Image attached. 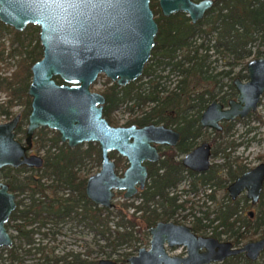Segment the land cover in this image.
Returning a JSON list of instances; mask_svg holds the SVG:
<instances>
[{
  "label": "water",
  "instance_id": "water-1",
  "mask_svg": "<svg viewBox=\"0 0 264 264\" xmlns=\"http://www.w3.org/2000/svg\"><path fill=\"white\" fill-rule=\"evenodd\" d=\"M151 0H0V22L16 31L28 24L39 27L38 40L42 57L31 66L32 79L28 88L31 97L25 145L15 138L14 130L20 115L0 123V170L5 166H40L42 159L27 156L33 132L38 127L58 130L61 141L69 146L83 141H98L101 149V169L90 176L86 194L94 203L111 207L113 189H126L125 197L136 192L135 184L143 188L147 175L143 160L156 159L157 153L150 141L162 143L174 133L162 126L148 125L115 128L102 118L104 98L91 93L89 86L102 73L118 85L137 79L155 45L158 26L150 7ZM212 4L211 0H158L160 12L169 16L185 12L194 23L201 19ZM248 80H234L235 100L228 108L213 100L201 114L203 126L220 128L218 121L244 117L257 107L264 92V58L247 64ZM58 76L64 83L58 84ZM175 139L170 143H174ZM206 147V148H205ZM118 150L129 159L122 176L115 174L108 151ZM209 147L202 144L188 154L183 163L197 171L209 167ZM264 179V164L238 177L228 191L235 197L243 188L255 202ZM0 181V247L11 246L12 239L5 224L15 208L14 194ZM150 248H140L131 256V264H207L221 261L228 255L246 251L250 259L256 258L263 248L264 239L232 248L229 242L215 238L195 236L190 229L172 223H157L150 228ZM184 244L186 257L169 256L163 243ZM203 249V250H202ZM97 264H116L101 259Z\"/></svg>",
  "mask_w": 264,
  "mask_h": 264
},
{
  "label": "flooded vegetation",
  "instance_id": "flooded-vegetation-1",
  "mask_svg": "<svg viewBox=\"0 0 264 264\" xmlns=\"http://www.w3.org/2000/svg\"><path fill=\"white\" fill-rule=\"evenodd\" d=\"M192 1L197 3V2H200L202 0H192ZM211 1H212V4L205 11L203 17L194 23L191 21L190 17L185 12H176V13H173L169 16L162 15L160 12L159 6H158V0H151L150 1V7L152 9V5L154 4V2L157 3V8L159 9V13L154 14V12H153V17L157 23V26H158L159 16H162L163 18H165L167 22H172L173 19L171 17L173 15H176V14L188 17L190 23L195 25V24H199L201 21L206 20V22H207V19H206L207 15L212 13L215 9L218 10V6L221 5L220 0H211ZM152 11H153V9H152ZM30 25H33V24H28L21 31H16L11 26H10L11 27L10 29L14 30L15 32L22 34L25 31V29ZM202 25H204V24H202ZM6 26H8V25H6ZM210 26H211V24H210ZM158 31H159V26H158V30H157L156 35H155V45L152 47L151 52H150V56H149L148 60L146 61V63L144 64V67H143V72H144L145 66L147 64L150 65V71L147 75H143V72H142L141 76H139L137 79L130 81L129 83H127L125 85H118L117 83H115V81L110 80L108 77H106L103 74L106 77V79L108 80V81L106 80V85L101 90L91 91L90 87L93 86L96 83V81L98 80V78L102 75V73H100L97 75L94 82H92L90 84L89 91L91 93H97V94H100L103 96L104 102L102 104H98V106L99 105L102 106L101 116H102V118H104L108 122V124L110 126L115 127V128L130 127V126H135L137 128H141V127L148 126V125L162 126L165 129H168L174 133H177V137L175 138L174 135L170 134L167 137L168 141H166V142L156 143L154 141H150V145L154 146L158 157L154 160L145 159L142 162V164L146 167V172H147L143 188H140V185L138 183L135 184L136 192L133 193L129 197H125V195H124V193L126 192V189H113L112 191H113L114 195L111 198V203L113 205L111 207H106V206H103L101 204L94 203L91 199L88 198V196L86 194V185H87L88 178L90 176L96 174L101 169L102 157H101V149H100L99 142L95 141V140L83 141V142L76 144L74 146H69L68 140L61 141V138H60L61 134L58 130H55V129H52L49 127H38V128H36L33 132L32 138H31V147H30V149H28L26 151V154H27V156L35 155V156L40 157L42 159V164L40 166H33V167L26 166V165H20L19 167L5 166L0 170V181L2 183L8 184L9 192L13 193L15 196V198H14V201H15L14 210L17 207L22 209L23 207L28 205V203L30 202V196L26 191H20V192L11 191L9 183L5 179L1 178V171L7 167H10V168L23 167L26 170L17 172V174H18L17 180H19V181L22 180L23 183H31V182H33L35 184H40L43 182L45 183L47 180H46V177L44 176L45 172H43V170H42L44 165H45V162H46V157L44 155L45 153L42 156L32 154L33 146L35 145V143H39V145H40V140L43 138V136H45L47 138H54L55 134L57 133L58 134V143L55 144V147L57 146V148H59L60 145L67 148V149H70V150H72L78 146L81 147L82 149H86L89 144L97 146L98 151H99V155H98L99 163H98L97 158L94 155H92L91 158L84 157V159H83L84 164H83V166H81L80 173L82 174L83 167L85 166L86 161H89V160L91 162H95L99 166V168L93 174H90V173L86 174L85 173L86 174L85 175V181L83 182V184L81 183V189H80L79 185H77V187H75L74 189L73 188L71 189L70 187H64L58 191L59 198H61V197L69 198L70 193L73 191L74 196H75V198H74L75 202L73 204L67 203L64 206L63 205H56L58 203L56 201V199H58V198H56L55 195H53L50 192L47 194H43L39 191H35V193L33 194V198L35 199V201L37 203L40 201H46L44 208L49 210L48 219L43 217V216H47V211H45V210L42 211L43 216L34 215L33 216L34 220H31V221L30 220L25 221L22 218L21 219L19 218L17 220H11V215H12L14 210L11 212L9 219L5 224V228H6L7 233L10 235V237L12 239V245L9 247L8 246L0 247V252H2V251L6 252V259L9 261V264H14V263L15 264H23V262L25 261L24 258L26 256L34 255L35 252H40L41 254H43L45 246H40V243H39L40 240L46 239L47 242L49 241L50 243L54 244V242L57 239L56 237H58L59 235L62 234V228L65 226H68L69 232H71L72 226H80V228H82V229L85 228L88 231L92 232L88 228V222H87L88 216L89 215H96L99 213L98 210H104V209L110 211L111 215L119 217V220L117 221V226L122 228L121 231L111 230L110 227L108 226V228L111 232H115V235L117 233H120V232L122 233L125 231H130L131 235H132L130 240L135 241L138 239L135 236V231H136L135 227L138 225L139 227L141 226L143 229H145L144 233L149 238V240H148L149 244L147 247L137 248L136 254H134V255L133 254H127V255H125V258H122L118 262L114 261L116 264H121V263L123 264V262L131 264L128 261V259L131 256L137 255L138 250L140 248H145L148 250L151 246L150 241L152 239V235H151L149 230L151 227H155L156 224L160 223V222L172 223V224H175L178 226L187 227L190 229V233L195 235V236L211 237V238L217 239L219 242H229L232 244V248H240L249 242H255V241H259V240L264 239V236H261L260 229L253 236L246 237V235L248 234L249 231H253V226H252L253 223L256 220H259L261 218L259 211H260L261 205L264 204L262 202V193L264 192V179H263L261 191H260L259 196L255 202H253L252 199L247 196L248 190L246 187L243 188L238 194H236L235 197H232L230 192L228 191V187L238 177H240L244 173L254 169L258 165L264 164V154L259 155V163L257 165H255L254 167L247 168L246 164L237 163L238 162L237 157L230 159L228 157L229 154H226V148H231L232 146H233V148L234 147L236 148L238 146H241L244 143V141L237 140L235 142H230L231 144H229L227 141L224 140L225 137H229V136L232 137L234 135V130H233L232 126L236 120H241V119H244L246 117H249L257 109L261 108L262 101L264 98V92L260 95L259 101L257 103V107L254 111H250L244 117L237 116L234 119H231L229 121H225V120L218 121V125L220 126L219 129H217L215 127H210V126H203L200 122L201 114L203 113V111L206 109V107L213 100H216L217 102L221 103L223 105L224 109L229 107V105H228L229 101L235 100L236 96H237V90H236L235 85H234V80L236 78H239L242 82H246L248 80V72H247L248 62L253 60V59L264 58V51L258 50L252 56V58L250 60H248L246 62L244 61L243 68H242L243 71H245L244 74H242L241 72H237V73H240V75H236L237 73H235L233 76H231L232 82L230 85H232L233 88L235 89L234 95L230 94L231 93V87H230V92L227 93L225 91H222V93L220 95H218L217 93H211L208 91H203L205 97H208V94L209 95L215 94V96L212 97L208 102H206L205 107L199 113L197 112V108L190 107V103L192 102V100L187 99V102L185 103V105H181V104L178 105V104H175L173 102L172 104H169L168 106H166L165 108H163L161 110H157L156 112L154 111L153 116H155V117L153 118L152 121L143 122V123L141 121L136 122L135 120H140L144 116H146V114L150 111L151 107L153 106V103L150 102V103H147L145 106H138L134 103V100H132V101L125 102V103H120L113 110L112 117L115 120V123H110L107 120V118L105 117L104 111H105V106L107 105V98L104 95L103 90L106 87H108L109 85H116L117 88H121L123 90H126L127 87L131 83H136V85H138L141 88V85H139L138 82H140V80L144 76H148L149 79L147 81V87L145 90L141 89L142 92H145V93L148 92L150 89H153V87L157 84H158V86H157L158 90H160V93H159L160 96H167L170 93H174V92L178 93L180 91V86H182L181 80L183 78V73L178 68V66L174 67L173 61H178V60L182 61L183 51L177 52L175 58L172 61L170 60V62H167L168 58H162L161 55L155 56L153 54V49L158 44V40L156 39ZM209 31H211L210 27H209ZM211 32H216V31L212 30ZM13 36H14V34H13ZM9 42H10V47L8 49L4 46L3 42H0V43H2V47H3L2 51H1V56H2L3 62L0 61V76H9L10 75V73L14 70V62L18 56L15 54L13 56H11V54H10V50L13 49V47H15L17 43L16 42L12 43L11 38H9ZM201 44H203V43H201ZM192 45L199 46L200 44L196 45V44L192 43ZM204 47L207 48L208 46L204 45ZM200 48H202V47H200ZM198 50H199V48H198ZM246 50H249V49H246ZM256 54H259V56L254 57ZM156 57L158 59L157 60L155 59L156 62H155V65L153 64L154 65L153 66L150 61ZM246 58L239 60L238 63H236V64H233V60H231L232 62L230 63V65L232 67L235 65H238L241 62H243V60H245ZM197 60L199 61V59H197ZM191 64H192L191 62L190 63L186 62L185 66L186 65L189 66ZM31 66H30V73H31ZM160 66H162L163 70L165 69L167 71L165 74H155L156 67L158 68ZM3 71L7 72V74L3 75L2 74ZM230 72H231V70H230ZM171 75H172V77H174L173 86L170 90H166L164 88V86L162 85L161 80L163 78H168ZM197 76H198V74H197ZM57 78H59V77L55 76L54 80L58 84L64 83L60 78L59 79L62 82H58ZM245 78H247V79L243 80ZM31 79H32V74H31L30 82H31ZM193 81H195V83H197V84L199 82L198 79L190 81L188 89L190 90L191 93H190L189 97H193L195 94L200 95L201 93H203V92L197 93L193 90L194 86L191 85L193 83ZM30 82H29V85H30ZM28 88H29V86H28ZM27 92H28V89H27ZM1 93L4 96V101H5L6 95L3 92H0V94ZM27 96H28V94H27ZM28 98H29V108L27 109L28 110V116H27V118H23L24 113L23 114H20V113L16 114V115H20V119H19L17 127L14 130V134H15V131L18 129L19 126L22 128L23 120H26V127L28 125V117H29L30 108H31L30 107L31 97L28 96ZM4 101H2V102H4ZM2 102H0V103H2ZM18 105H23V104L20 101L16 102L12 106V108L15 106H18ZM122 105H124L125 110L129 113V118L124 124L120 125L118 122V119L116 118V116H114L113 113L116 109H118ZM27 110L25 107V111H27ZM135 110H137L136 114H134ZM16 115L14 114V112H13V115L11 117H6L5 115H1V116H3V119H1V116H0V123L7 122V121L11 120L12 118H14ZM257 119L260 120L261 117L257 116ZM193 120H197V121L193 122ZM262 124H263V122H262ZM26 127L22 128L24 130L22 137L18 138L15 134V138L18 139L23 145H25ZM46 129L53 130V136L52 137H48L46 134L43 133L46 131ZM248 131H250V129L246 130V132H248ZM174 139H175V142L170 143ZM52 141L54 142V140H52ZM202 144H207L209 147V156H208L209 167L206 170L197 171L195 169H192V168L186 166L183 163V159L188 154L193 152L196 148L200 147ZM229 145H230V147H229ZM183 146H185V147H183ZM55 147H53V148H55ZM52 151H57V150H52ZM108 156H109V160L113 161L115 164V167H114L115 174L118 176H122L124 171L126 170V168L129 166L128 157L125 155H122L118 150L108 151ZM217 156H223L224 160L222 163L214 162V158H216ZM22 172H28L30 174L21 179L19 174ZM151 174H153L154 176H167V177L174 176L175 178H177L179 180L176 182L175 185H167L164 187V192L166 194V198L159 197V195H158V196H155V198H153V199H149V201L147 203H143L142 192L146 191L148 189V187L151 185V178H150ZM204 175H210L211 177H213L215 179L216 183L215 184L211 183V184H207V185H202L200 178H202V176H204ZM232 176H234V177L232 178ZM181 182H184L186 187L178 190L177 188ZM200 186H203V193H200L201 192ZM220 189L224 191V196L222 198L224 200H222L223 201L222 203L221 202L218 203V205L216 206L215 209L211 210L210 209V204H211L210 202L216 201L215 192L217 190H220ZM116 193H120L122 195L123 200H122L120 205H116L113 202ZM199 194H201V195H199ZM21 195H23V196L20 197ZM134 198H137L138 200L135 202L133 200ZM241 199H243L245 201V204L242 206L246 205L250 208L246 212V217L244 218V221L240 218V215L238 214L240 208L242 207L240 205V202H239ZM48 200H50V201L53 200L54 202L50 203V202H48ZM231 205H235V207L237 208V212L235 214H233L232 216H229V213L227 212L229 210V208H227V207H230ZM88 207H89V210H88ZM254 208H255V211L253 210ZM225 209L226 210L228 209L226 211L227 214H225L226 216H228V217H226L227 220L229 222H232L235 220L234 229L238 230V233H240V234L244 233L246 238L244 237L242 239H239V241H235L234 237L231 235V232L225 229V228L228 229L230 226L227 223L223 222V220H224L223 216L224 215H221V210H225ZM128 210L130 211L129 214L127 213ZM144 211H146V213ZM150 211L151 212H157L160 215H159V219H157L153 224L148 225V224H146L145 221H143V219H141V216H142L143 212L147 215V214H149ZM110 216H109V219H110ZM109 221H108V223H109ZM10 228H13L15 230L16 234H11L9 232ZM18 228L24 229L30 233V239H31L30 243H27L24 241V239H22V238L19 239L17 237L19 234ZM138 229H140V228H138ZM137 231L140 232V230H137ZM80 232H81V230H80ZM37 234L40 235V238H42V239L36 240L35 235H37ZM92 234L94 235L93 232H92ZM95 236H100V235H95ZM223 236H226V237L223 238ZM100 237H102V236H100ZM16 239L18 240L17 245L14 244ZM130 240L128 242H125L122 244L130 243L131 242ZM57 241L59 242L58 239H57ZM242 242H243V244H242ZM19 244H20V246H19ZM13 245L17 246L18 260L14 261L13 263H10L9 255H8V249L10 247H12ZM120 245H115V246L118 247ZM163 246H164L165 252L169 256H177V257H181V258L187 256V247L184 244L169 245L167 240H165L163 243ZM54 248H56V247L53 245L52 249L54 250ZM44 257H45L46 262H48V263L51 262L50 264H66L68 262H74L73 264H88V262H95V264H97L99 261V260L96 261L94 259L88 260L87 258H82L81 254L73 253L71 251H68V252H66L60 256L55 255L52 258H50V256H48L47 254ZM259 258L263 259V261H264V244H263V248L259 251L258 255L254 259L248 258L246 256V251H242V252L237 253V254L228 255L227 257H225L221 261H212V262H209L207 264H223L224 262L228 263V264H240L241 262H243L242 264H256V261Z\"/></svg>",
  "mask_w": 264,
  "mask_h": 264
},
{
  "label": "trees",
  "instance_id": "trees-1",
  "mask_svg": "<svg viewBox=\"0 0 264 264\" xmlns=\"http://www.w3.org/2000/svg\"><path fill=\"white\" fill-rule=\"evenodd\" d=\"M221 5L218 6V13L216 18L212 21L210 30H215V43L213 47L216 51L223 52L224 54H229L233 60V64L238 63L239 60L246 58L250 55V51L245 49V43L252 38V30H259L264 33V0H220ZM154 14L159 13L157 8V3L154 2L152 5ZM261 16V17H260ZM172 22H167L165 18L159 16L158 26L159 31L157 33L156 39L158 44L153 49V54L155 56L161 55L162 58H168L167 62L172 61L177 52L183 51L182 61H173L174 67L178 68L183 73V78L181 80L182 86H180V91L178 93H170L167 96H160V90H158V84L150 89L148 92H142L141 88L136 85V83H131L126 90L117 88L116 85H109L103 90L104 95L107 98V105L105 106L104 115L110 123H115L112 117V112L120 103H125L134 100V103L138 106H145L147 103L152 102L153 106L150 111L140 120H135L136 122L141 121L149 122L152 121L155 116L154 111L161 110L172 104L185 105L187 99L192 100L190 107L197 108L199 113L215 94H208V97L204 96V92L200 95L190 96V90L188 86L192 80H203L207 79V76L203 75L202 69V59H198V48L204 47V44L199 46L192 45L193 36L197 31L200 30V26L206 23L201 21L199 24H191L188 17L181 15H173L171 17ZM1 25V24H0ZM2 26V25H1ZM4 27V26H3ZM31 28L30 34L33 36V31L39 33V28L34 25L28 26ZM28 27L26 28L28 30ZM6 28V27H5ZM25 29V30H26ZM11 30V29H10ZM14 36L10 37L12 43H17L13 49L10 50L11 56L18 55L14 62V70L9 76H0V92L5 93L6 100L0 103V116L5 115L6 117H11L13 115L12 106L16 102H21L26 110L29 108V98L27 96V89L29 86L31 73L30 66L42 57L41 46L38 42L37 36L35 35L32 39H27L23 36L24 32L18 33L11 30ZM32 40L35 44H32ZM2 43H0V61L3 62L1 51ZM256 54L254 57H258ZM192 63L191 65H186L185 63ZM150 71V65L147 64L144 68L143 75H147ZM198 74V76H197ZM236 75H240L237 73ZM107 80V79H106ZM58 82H62L57 78ZM108 81V80H107ZM231 93L235 94V89L232 85ZM134 90V91H133ZM206 93V92H205ZM225 101V100H224ZM28 110L24 112L23 118H27ZM197 120H193L196 122ZM19 126L15 131L18 138L23 136L24 130ZM40 140V139H39ZM54 140V142L52 141ZM58 143V134L56 133L54 138H47L43 136L40 140V145L46 147L45 157L46 162L43 167L44 176L46 177V182L35 184L23 183L22 180H17V172L26 170L23 167L20 168H4L1 171V178L5 179L9 185L10 190L13 192L26 191L30 196V202L28 205L20 209L17 207L12 215L11 220L24 219L25 221L34 220V215H42V211H47V216H43L48 219L49 210L44 208L46 201L36 202L33 198L35 191H39L43 194L52 193L56 198V205H65L67 203L73 204L75 202L74 192L70 193L69 198H59L58 191L64 187H70L71 189L79 185L81 189V183L85 181V175L80 173L81 166H83L84 157L91 158L94 155L99 163V151L98 147L89 144L86 149L81 147H76L72 150L67 149L63 146H59L57 151H52L55 144ZM185 147V146H183ZM234 176H232L233 178ZM151 185L146 191L142 192L143 203H147L149 199L155 198V196L166 198L164 192V187L167 185H175L179 180L174 176H154L151 174ZM202 185L215 184V179L210 175H204L200 178ZM18 182V183H17ZM48 202L53 203V200H48ZM262 202L264 203V192L262 193ZM53 205V204H52ZM229 210H221V215L223 216V222L227 223L229 228L226 230L231 232L235 241H239L245 237V234L238 233V230L234 229L235 220L229 222L225 214L229 213L232 216L237 212L235 205H231ZM89 210V207H88ZM227 211V212H226ZM98 214L88 216V228L94 235H100L105 240L107 245L115 248V245H120L122 243L128 242L132 237L130 231L120 232L115 235V232H111L108 228V221L111 212L108 210H98ZM146 213V211H144ZM143 212L141 219L146 222V224H153L157 219H159V213L149 212L145 214ZM261 218L253 223V231H249L246 237L253 236L258 230L261 231V236H264V204L260 207ZM19 239H24L25 242L30 243V233L24 229L18 228ZM245 237V238H246ZM131 241V240H130ZM20 246V244H19ZM8 255L10 263L18 260L17 246H12L8 249ZM74 262H68L66 264H73ZM88 264H95V262H88ZM228 264V263H223Z\"/></svg>",
  "mask_w": 264,
  "mask_h": 264
},
{
  "label": "rangeland",
  "instance_id": "rangeland-1",
  "mask_svg": "<svg viewBox=\"0 0 264 264\" xmlns=\"http://www.w3.org/2000/svg\"><path fill=\"white\" fill-rule=\"evenodd\" d=\"M218 13V10L215 9L212 13L207 15L206 19L207 22L200 27V30L197 31L193 37V43L196 45H199L203 43L205 46H208L207 48L202 47L198 50V59H202V69L204 71L203 75L207 76V79L199 80L198 84L193 81L191 84L194 86L193 90L197 93L208 91L211 93H217L220 95L222 91L230 92V84L232 82L231 76H233L237 72H241L242 74L245 73L243 71V63L244 61H248L252 58V56L258 51H264V33L259 30H252V38L249 39L245 43V49L250 50V55L243 60L238 65L231 66L230 63L232 62V58L229 56V54L221 53L220 51H216L213 47L215 43V32L209 31L210 24L212 21L216 18V15ZM264 15V12L261 14ZM261 17V16H260ZM0 42L4 43V46L8 49L10 47L9 38L13 36V33L10 30V26H6L0 22ZM4 26V27H3ZM36 26V25H34ZM7 27V28H5ZM38 27V26H37ZM31 28L28 27V30L26 29L23 36L27 39H32L35 35L38 39V33L33 31V36L30 34ZM34 39V38H33ZM39 42V41H38ZM32 44H35V41L32 40ZM40 44V43H39ZM158 59L153 58L150 62L151 64L155 65L156 60ZM153 65V66H154ZM155 68V67H154ZM231 70V72H230ZM167 71L162 69V66L156 67L155 74H165ZM227 72V73H226ZM230 72V73H229ZM2 74H7V72L3 71ZM149 77L144 76L140 82H138L139 85H141V89H146L147 87V81ZM247 78L243 79L246 80ZM173 80L174 77L172 75L168 78H163L161 80L162 85L166 90H170L173 86ZM106 85V77L102 74L96 83L90 87L91 91H97L103 89V87ZM219 91V92H218ZM4 101V96L1 93L0 94V102ZM12 111L14 114H23L25 111V107L23 105H18L12 108ZM137 113V110H135V113ZM114 116L118 119L119 124H124L128 118L129 113L125 110L124 105L120 106L118 109L114 111ZM257 116H260L261 119L258 120ZM1 119H3V116H1ZM263 122V124H262ZM26 127V120H23L22 128ZM233 130L234 135L231 137H225V141H227L229 144L230 142H235L237 140L244 141V143L241 146L231 148H226V154H229V158L232 159L234 157H237V163L246 164L247 168L254 167L259 163V155L264 154V98L262 101L261 108L257 109L252 115L249 117H246L241 120H236L233 123ZM250 129V131L246 132V130ZM48 137L53 136V130L46 129L45 132ZM230 147V145H229ZM46 147H42L39 145V143H35L32 149V154L40 155L42 156L45 153ZM52 150H58L57 146L53 148ZM224 160L223 156H217L214 158V162L216 163H222ZM99 168V166L95 162L86 161L85 166L83 167L82 174L86 175L87 173L93 174L96 172V170ZM86 173V174H85ZM30 173L28 172H22L19 174L20 178H24L28 176ZM185 183L181 182L178 186V190L185 188ZM201 192L203 193V186H200ZM201 195V194H199ZM21 195L20 197H22ZM224 196L223 190H217L215 192L216 201L210 202V209L213 210L216 208L218 203H222L224 199H222ZM122 195L120 193H116L114 197V204L120 205L122 202ZM135 202L138 200L137 198L133 199ZM240 205H244L245 201L241 199ZM250 208L248 206H242L238 212L240 215V218L244 221V218L246 217V212ZM255 211V208L253 209ZM127 213L129 214L130 211L128 210ZM108 226L111 230L115 231H121L122 228L117 226V221L119 220V217L117 216H110ZM140 228V229H138ZM135 236L138 238L135 241H131L130 243L121 244L120 246L115 248H112L110 245H107L106 240L100 236H95L92 234V232L88 231L85 228H80V226H72L71 232L68 231V226H65L62 228V234L56 237L59 242L56 241L53 243L47 242L46 239L40 240V246H45L44 253L41 254L40 252H35L34 255L26 256L24 258L23 264H50L51 262H46L45 257L46 254L52 258L53 256L57 255L60 256L68 251H71L73 253H79L81 254L82 258H87L88 260H100V259H111L113 261H119L122 258H125V255L127 254H136L137 248L139 247H147L149 244V238L144 233V230L141 226L138 225L135 227ZM81 230V232H80ZM137 230H140L138 232ZM11 234H16L15 230L13 228H10L9 231ZM226 236H223V238ZM36 240L42 239L40 238V235H35ZM14 244H18V240H15ZM243 244V242H242ZM53 245L56 247L54 250L52 249ZM241 262L240 264H242ZM263 259L259 258L256 261V264H263ZM0 264H9V261L6 259V252L2 251L0 252ZM15 264V263H14ZM122 264V263H121ZM123 264H128L124 263Z\"/></svg>",
  "mask_w": 264,
  "mask_h": 264
}]
</instances>
